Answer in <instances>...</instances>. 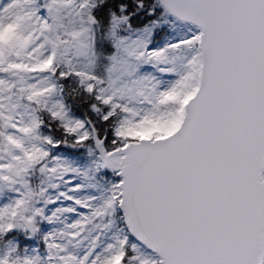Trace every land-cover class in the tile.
Returning <instances> with one entry per match:
<instances>
[{
  "label": "snow or ice",
  "instance_id": "snow-or-ice-1",
  "mask_svg": "<svg viewBox=\"0 0 264 264\" xmlns=\"http://www.w3.org/2000/svg\"><path fill=\"white\" fill-rule=\"evenodd\" d=\"M0 264H264V0H0Z\"/></svg>",
  "mask_w": 264,
  "mask_h": 264
}]
</instances>
